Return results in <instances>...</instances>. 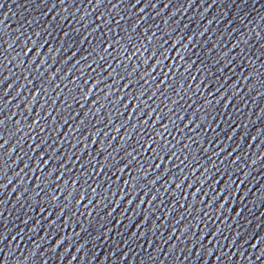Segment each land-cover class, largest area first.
I'll list each match as a JSON object with an SVG mask.
<instances>
[{"label": "water", "instance_id": "water-1", "mask_svg": "<svg viewBox=\"0 0 264 264\" xmlns=\"http://www.w3.org/2000/svg\"><path fill=\"white\" fill-rule=\"evenodd\" d=\"M137 3L0 0V264H264V0Z\"/></svg>", "mask_w": 264, "mask_h": 264}, {"label": "snow or ice", "instance_id": "snow-or-ice-1", "mask_svg": "<svg viewBox=\"0 0 264 264\" xmlns=\"http://www.w3.org/2000/svg\"><path fill=\"white\" fill-rule=\"evenodd\" d=\"M118 2H119V0H118ZM103 3V0H96V6L97 7H99L101 4ZM138 3H139V0H138ZM137 3V4H138ZM213 3H215V0H213ZM137 4L136 5H133V8H136L137 7ZM113 7H116V5H113ZM146 7H148V5H146ZM151 7H155L154 5H151ZM164 7H169V5H165ZM209 7H212V5H209ZM141 11H143V9L141 10ZM121 19H123V17H121ZM261 19L262 20H264V17H261ZM119 24V22H117V25ZM187 27V25L185 26V28ZM109 31H111V29L109 28ZM68 35V33H65V36H67ZM258 35V34H257ZM242 37V39H243V36H241ZM170 39V38H169ZM180 39H181V37H180ZM179 39V40H180ZM186 39L188 40V41H191L192 40V35L191 36H189V35H187L186 36ZM108 41L107 40H105V41H102L101 43L103 44V43H107ZM167 43V41H165V44ZM71 46V45H70ZM12 47V45L10 44L9 45V48H11ZM214 47V46H213ZM211 50V48H209V51ZM137 51H139V50H137ZM19 55V54H18ZM77 55V52H75V53H73V56H76ZM91 55V54H90ZM101 59H103V57L101 58ZM181 60L182 61H184V56L182 55L181 56ZM185 62H187V61H185ZM193 64H196V62L195 61H193L192 62V64H190L189 65V67H192V65ZM138 67V66H137ZM81 75L83 76L84 75V73H81ZM245 79H248V76H245L244 77ZM121 79H123V77H121ZM165 79H167V75H165ZM262 82H264V80H262ZM86 83H88V81H85V84ZM260 93H257V95H259ZM183 97H181V99H182ZM173 103H175V101H173ZM102 107V106H101ZM4 122L3 121H0V124H3ZM165 131L167 132V129H165ZM170 134V133H169ZM105 135H107V133H105ZM8 143V141H5V143L4 144H7ZM4 144H0V148H3L4 147ZM137 154H139V153H137ZM109 155H111V154H109ZM173 155H175L174 153H173ZM229 155H231V153H229ZM157 157L156 156H153L152 157V159H156ZM133 159H135V157H133ZM43 163H45V161H43ZM97 163H99V161H97ZM182 163H183V161H182ZM157 167H159V165H156ZM101 167H103V165H101ZM247 175V173H245V176ZM59 179V177H57V180ZM159 179V177H157V180ZM125 183H127V181H125ZM177 187H179V185H177ZM55 191V190H54ZM93 191H95V189H93ZM77 203H79L78 201H77ZM77 235H79L78 233H77ZM13 238H15V237H13ZM247 242V241H246ZM245 242V243H246ZM161 264H163V262H161Z\"/></svg>", "mask_w": 264, "mask_h": 264}]
</instances>
